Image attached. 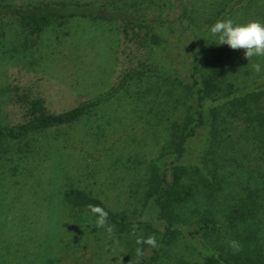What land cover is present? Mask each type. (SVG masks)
<instances>
[{
    "label": "rangeland",
    "instance_id": "rangeland-1",
    "mask_svg": "<svg viewBox=\"0 0 264 264\" xmlns=\"http://www.w3.org/2000/svg\"><path fill=\"white\" fill-rule=\"evenodd\" d=\"M47 1L71 0H9L17 5ZM74 1L128 7L132 0ZM217 1L184 0L200 13L217 9ZM134 6L146 8L147 17H176V12L159 13L153 3ZM228 19L264 24V0H249ZM176 22L174 29L156 24L146 33L118 19L76 16L29 34L15 21L1 18L0 126L25 121L27 101L34 98L41 99L46 112L58 113L111 93L72 122L0 142V264H123L139 257L137 248L151 254L150 245L137 243L144 232L139 225L119 230L107 221L114 229L109 239L106 228L95 226L96 217L66 203L62 192L81 189L133 219L148 206L141 200L146 170L165 157L169 127L189 103L176 74L187 61L181 45L190 30ZM221 46L236 81L264 78V57L249 61L244 50ZM255 63L261 65L260 73L254 71ZM236 127L225 148L227 189L215 200L191 201L177 221L190 227L212 213L219 228L193 240L182 234L168 246L157 244L158 258L152 264H206L202 249L218 242L239 243L247 233L243 228L248 224L226 225L227 209L246 193L245 185L253 190L260 183L264 190V165L254 170V150L247 142L251 138L242 136L241 123ZM199 141L190 142V152L199 148ZM254 175H260L258 182ZM251 230L264 250V215Z\"/></svg>",
    "mask_w": 264,
    "mask_h": 264
},
{
    "label": "trees",
    "instance_id": "trees-1",
    "mask_svg": "<svg viewBox=\"0 0 264 264\" xmlns=\"http://www.w3.org/2000/svg\"><path fill=\"white\" fill-rule=\"evenodd\" d=\"M145 2L153 3L159 13L164 10L176 12V17H147L146 8L134 6ZM248 2L218 0L217 5L212 2L210 7L213 9L215 4L217 9L200 13L197 8L188 7L184 0H132L128 7L127 3L118 6L109 1L97 4L74 0L47 1L17 5L9 0H0V20L9 18L29 34L38 33L52 22L61 24L66 18L76 16L118 19L136 26L138 30L144 29L146 33L156 24L167 23L170 29H174L176 21L181 29L190 30L185 37V45H181L187 53V61L184 70L176 74L178 89L185 93L189 103L181 111L179 119L169 127L164 145L165 157L161 156L159 162L150 164L146 170L141 200L148 206L141 210L139 219H133L123 211L109 209L101 200L78 188L71 187L62 192L66 203L87 211L88 205L99 206L108 213L107 221L117 229L123 230L136 223L144 229L140 241L155 237L156 244L165 246L174 243L182 234L193 240L219 228L212 213L200 216L190 227H182L177 221L179 213L191 201L196 202L197 198L215 200L227 189L230 168L225 148H228L227 143L231 141L236 125L241 123L242 136L251 138V141L246 139L254 150V170L264 165V78L251 83L242 81L243 85L236 81L237 76L226 65L224 48L210 33V27L218 20L228 19L235 10L246 7ZM131 6L133 13L128 12ZM150 37L156 40L154 34ZM110 93L58 113L46 112L39 98L28 100L27 119L16 125L0 126V142L19 140L30 133L72 122ZM197 137L200 139L199 148L192 153L189 144ZM259 178L260 175H254V183ZM255 185L253 190L245 185L246 193L242 198L238 196L234 206L231 204L227 209V226H249L243 228L247 233L239 238L241 251H234L229 242H218L213 248L202 249L206 264H264V250L256 244L254 230H251V224L255 225L264 215V190L260 183ZM157 258V250L152 247L151 254L139 255L123 264H152Z\"/></svg>",
    "mask_w": 264,
    "mask_h": 264
},
{
    "label": "clouds",
    "instance_id": "clouds-1",
    "mask_svg": "<svg viewBox=\"0 0 264 264\" xmlns=\"http://www.w3.org/2000/svg\"><path fill=\"white\" fill-rule=\"evenodd\" d=\"M210 33L218 42V45H227L232 50H244V57L252 60L254 57H264V24L258 21L248 22L246 24H234L231 19L218 20L210 27ZM256 73L261 72V65L255 63L252 65ZM90 215L96 217L95 226L97 228H106L108 238L112 239L113 227L107 225L108 213L101 207L88 205ZM147 243L151 247H157L155 237H149L146 241H137V243ZM229 247L234 251H241V246L235 240L229 241ZM137 255H142V249L137 248Z\"/></svg>",
    "mask_w": 264,
    "mask_h": 264
}]
</instances>
